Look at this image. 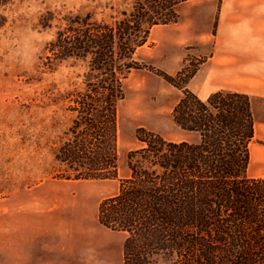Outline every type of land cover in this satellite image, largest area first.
<instances>
[{"label": "trees", "instance_id": "16d2710c", "mask_svg": "<svg viewBox=\"0 0 264 264\" xmlns=\"http://www.w3.org/2000/svg\"><path fill=\"white\" fill-rule=\"evenodd\" d=\"M188 1L136 0L110 21L69 18L49 43V59L88 62L85 91L74 100L75 139L59 155L72 168L64 177L119 179L97 218L125 235L123 264H264V175H248L256 131L248 94L220 90L202 99L180 86L173 120L192 138L140 128L142 146L128 152V173L120 174L125 80L140 67L136 54L152 29L177 23Z\"/></svg>", "mask_w": 264, "mask_h": 264}, {"label": "rangeland", "instance_id": "374dc122", "mask_svg": "<svg viewBox=\"0 0 264 264\" xmlns=\"http://www.w3.org/2000/svg\"><path fill=\"white\" fill-rule=\"evenodd\" d=\"M135 2L0 0V264H8L10 255L16 264L21 258L40 264H123L125 235L97 218L100 202L118 191L119 179H67L72 168L61 160L75 139L74 100L85 91L88 62L49 59L48 46L67 19L89 15L110 21L130 12ZM203 3L192 5L204 8L195 20L209 36L206 44L184 26V11L194 12L184 4L179 21L155 26L136 54L140 67L125 80L119 103L122 176L128 173V152L142 146L138 129L166 139L192 138L175 124L172 111L183 96L180 86L194 92L190 79L211 51L215 29ZM250 151L248 175L263 176L264 140L258 135Z\"/></svg>", "mask_w": 264, "mask_h": 264}, {"label": "crops", "instance_id": "0c3cea01", "mask_svg": "<svg viewBox=\"0 0 264 264\" xmlns=\"http://www.w3.org/2000/svg\"><path fill=\"white\" fill-rule=\"evenodd\" d=\"M195 1L184 3L189 11H194L192 16L184 11V26L193 28L196 41L203 45L209 36L195 19L204 8L192 5ZM203 2V6L208 4L205 11L213 19L215 33L211 51L190 79V88L202 99L220 90L248 94L256 120L254 137L264 140V0ZM7 260L8 264H16L11 255ZM18 262L40 264L38 259L21 258Z\"/></svg>", "mask_w": 264, "mask_h": 264}]
</instances>
